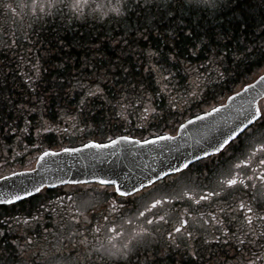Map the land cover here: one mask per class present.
Instances as JSON below:
<instances>
[{"label": "trees", "instance_id": "obj_1", "mask_svg": "<svg viewBox=\"0 0 264 264\" xmlns=\"http://www.w3.org/2000/svg\"><path fill=\"white\" fill-rule=\"evenodd\" d=\"M16 1L0 0L1 174L31 167L44 149L148 133V110L182 119L264 71V0L243 4L246 27L229 23L227 8L181 14L177 0H137L124 16L72 20L57 13L22 35L12 16ZM37 199L0 206V263L4 255L20 260L19 225L8 218Z\"/></svg>", "mask_w": 264, "mask_h": 264}, {"label": "snow or ice", "instance_id": "obj_2", "mask_svg": "<svg viewBox=\"0 0 264 264\" xmlns=\"http://www.w3.org/2000/svg\"><path fill=\"white\" fill-rule=\"evenodd\" d=\"M78 2L79 0H77L75 7H78ZM177 2L181 14L189 13L194 15L196 12L204 10L219 12L221 8H227L233 13L229 23L232 20H239L240 27L247 26L243 20L239 19L248 15L243 7V4L247 0H226L223 4H221V0H177ZM59 3H63V0H45L44 3L38 6L41 12H44L45 8H47L50 11L46 14L52 15V10H55ZM32 5L33 7H37V0H32ZM145 6H147V0ZM135 7L141 8L142 6L137 3ZM176 10L174 7L171 8L169 15ZM111 11L117 15H122L119 3ZM244 59H247V55ZM259 62L264 63V54L261 55ZM256 83L264 84V75L259 76ZM141 86L143 87V85ZM254 87L255 84H246L242 88V91L247 93ZM236 95H239V93H236ZM260 97H264V88L258 89L256 95L247 99L245 104L237 106L233 110L235 115L231 116L223 125H218L213 121L208 126L209 131L215 132L219 130L218 135H212L208 138L205 146L199 149V154L193 152L189 154L190 158L186 157L179 164H168L167 167L169 170L161 169L158 174L144 176L141 179L135 180L134 183H125L115 173L113 175H116V179H94V182L99 185L100 191L98 194L103 198V203L109 202L110 193L108 189H111V193H114V198H112L111 204L109 205L110 211L118 213L126 224H137V228L132 229V233L128 237V242L120 247L113 242V238L123 237L125 235L123 225H119L116 228H107V232L110 234L108 242L111 247L105 248L104 251L109 256H117L130 261L132 241L137 237L147 234V230L140 227V224L146 223L152 225L153 223V220L149 219L146 213H150L154 218L167 223L168 221L165 220L164 216L160 215L159 210L156 212L152 210L162 209L165 205L176 207L177 204L174 202H184L188 214L192 213V205L215 204L219 212L223 213L226 217L225 220L218 221V223L224 225L220 231L226 236L234 238L236 243L242 247H246L249 243H255L249 237H259L261 241H264V108L259 107L255 103ZM210 98H212L210 93L205 94L200 97V103H207ZM227 99L233 100L234 97L228 96ZM223 107H225L223 104L220 107L213 106L210 111L205 110L202 115H196L193 119L187 120L186 123L191 124L195 121H204L206 117L211 118L213 113L219 114ZM179 127L183 129L185 124L180 123ZM173 140H175V137L170 135H156L153 139L143 140H134L124 135L118 136L116 139H110L107 144L93 143L90 141L84 147L99 149L112 147L120 143L147 145L156 144L159 141ZM197 143L199 144L200 142L197 141ZM62 151L71 153L78 151V149L63 148ZM49 155H56V153L44 151L41 153L40 158L42 159ZM205 159H207L206 163L203 162ZM193 162H197L195 167H190ZM201 168L204 169L203 172H201ZM152 171L153 173L156 172L155 169ZM185 171L188 174H193L190 176V179L194 187L189 188L185 185L183 190L177 191L172 186L179 182L178 179L173 178L169 183L167 178L174 173H179L181 176H184ZM0 179L6 178L0 177ZM156 181H162L161 187L158 189L160 193L159 198L153 197L151 204L144 205L143 210H140L138 204L139 199L143 198L142 189H146L149 186L155 188ZM61 183L65 182L61 181ZM67 183L86 184L87 182L69 181ZM195 187H199L201 191H195ZM169 188L172 190L168 191ZM33 191L38 193L41 191V188L33 186ZM20 192H23L25 197L33 194L28 189H20L16 193H3L0 194V203L12 204L15 201L21 200ZM115 197L124 199L117 203ZM229 214L231 215L229 216ZM104 219H108L107 215L104 216ZM177 223L179 225L178 227L172 225V232L182 236L184 234L182 232L183 229L187 231L189 237L195 238L192 231H188L186 228L188 224L186 219L181 218ZM232 224L237 226L239 235H237V232L231 231ZM94 231L99 233L100 226H96ZM172 232H169L170 236ZM241 236L245 237V239H241ZM81 243L87 246L85 241H81ZM260 246L262 249L261 253L256 255L254 260L248 261L247 264H255V260L264 261V243ZM101 248H104V246L101 245L96 251L99 252ZM192 259L193 261L196 259L195 253L192 254Z\"/></svg>", "mask_w": 264, "mask_h": 264}, {"label": "flooded vegetation", "instance_id": "obj_3", "mask_svg": "<svg viewBox=\"0 0 264 264\" xmlns=\"http://www.w3.org/2000/svg\"><path fill=\"white\" fill-rule=\"evenodd\" d=\"M264 72V71H263ZM218 105V104H217ZM216 106V105H214ZM258 106L264 108V97L258 101ZM213 107V106H212ZM211 108V107H210ZM160 111L148 110V115H153L152 119L148 118V133L143 131L135 133L122 132L116 135H110L102 140H95L97 142H107L116 136L127 135L132 139L143 140L154 138L156 135H170L176 136L180 123H184L190 118H194L204 112V110H198L184 116L182 119L178 117L171 118H157ZM214 159V158H213ZM207 162V159L203 161ZM197 162H193L190 167H195ZM204 169L201 168V172ZM5 174V173H4ZM0 175H2L0 173ZM185 171V175L181 176L179 173H174L167 178L170 183L173 178L178 179V183L173 185L177 191L183 190L185 185L189 188L194 187L190 176ZM162 181H156V187L149 186L146 189H142L143 198L139 199L138 207L143 210L144 205H150L152 198H159L158 189L161 187ZM97 188L100 190L99 185L95 183L78 184V185H62L51 189L43 188L40 192L29 197H37V201L34 202V206L15 207L17 212L11 214L8 218L17 219L19 221V232L21 236V243L17 247L20 253L19 257H24L26 251L32 252L31 256L40 258V245L43 243L42 231L44 230L47 241L52 239V236L56 238L54 234L55 230L59 228L68 229L67 222H72V228L80 235V242L83 240V231L85 227L89 225L91 218L94 216L97 218V223L106 227L109 221H112L119 217L118 213L110 211L109 205L111 204L114 193H111V189H108L109 202L103 203L102 200L98 201L94 205V208L87 210L83 215L81 209L76 205V199L81 194V189ZM172 189L169 188L168 191ZM195 191L200 192L199 187H195ZM85 191H82V193ZM29 198L24 199L27 201ZM117 203L121 202L124 198L115 197ZM19 203V202H18ZM176 207L163 206L162 209H153V212L159 210L160 215L165 217L167 223L154 218L150 213H146L149 219L153 220L152 225L143 223V227L147 230L145 235L144 248L134 250V253L130 254V261L121 259L120 264H247L248 261L254 260L256 255H259L262 251L261 241L259 237H249L255 241V243H249L246 247H242L234 238L226 236L220 229L224 226L218 223L220 220H225L226 217L223 213L219 212L218 207L215 204H201L192 205V213L186 212V205L184 202H174ZM43 205V206H41ZM107 215L108 219L105 220L104 216ZM231 214H229L230 216ZM86 216L87 220L84 219ZM195 217V219H193ZM215 217V219H214ZM186 219L188 224L186 228L188 231H192L194 239L189 237L187 231L182 229L184 233L182 236L175 232H172V225L179 226L177 221L179 219ZM9 220V222H10ZM207 221V223H205ZM49 222L52 224L48 225ZM55 223V227H54ZM62 225V226H60ZM93 228V226H92ZM48 231V233H47ZM231 231L237 232V226L231 225ZM169 232H172L171 236ZM239 235V232H237ZM241 239L245 237L241 236ZM63 245H66L65 239L62 240ZM18 245V244H17ZM179 245V246H177ZM195 253L196 259L193 261L192 254ZM84 258L87 255H82ZM8 255L3 256V260L7 262ZM86 259V258H85ZM35 262V260H33ZM100 264L102 262L98 261ZM107 264V263H106ZM255 264H264L262 260H255Z\"/></svg>", "mask_w": 264, "mask_h": 264}, {"label": "water", "instance_id": "obj_4", "mask_svg": "<svg viewBox=\"0 0 264 264\" xmlns=\"http://www.w3.org/2000/svg\"><path fill=\"white\" fill-rule=\"evenodd\" d=\"M261 75H264V73ZM259 76L248 83L255 84L250 92L242 91L243 86L238 91L230 94L229 96H233L234 99L228 100L227 97L223 103L225 107L221 109L219 114L213 113L211 118L206 117L204 121H195L191 124L184 122L185 127L183 129L178 128L173 141H159L156 144L147 145L120 143L112 147L99 149L84 147L90 142L88 141L78 146L65 147L78 149V151L71 153L63 152V148L60 150H45L54 152L56 155L45 156L41 159V152L32 168L1 176L6 179H0V194L16 193L20 189H28L34 195L37 192L33 191V186L41 189H51L71 184L67 183L69 181L95 183V178L116 179V175H113V173L117 174L125 183H134L135 180L144 176L158 174L161 169L169 170L168 164H179L193 152L199 154V149L205 146L206 140L212 135H218L219 130L209 131L208 126L213 121L218 125H223L231 116L235 115L233 110L237 106L245 104L247 99L256 95L258 89L264 88V84L256 83ZM236 93H239V95H236ZM261 98H258L255 103L258 104ZM216 107H220V105ZM197 141L200 143L198 144ZM108 142L99 144H107ZM153 169L156 170L155 173H153ZM61 181L65 183H61ZM20 195L22 199L30 197H25L23 192H20ZM0 205L10 204L0 203Z\"/></svg>", "mask_w": 264, "mask_h": 264}, {"label": "rangeland", "instance_id": "obj_5", "mask_svg": "<svg viewBox=\"0 0 264 264\" xmlns=\"http://www.w3.org/2000/svg\"><path fill=\"white\" fill-rule=\"evenodd\" d=\"M135 1L137 0H79L78 7H75L77 0H63V3L57 4V8L52 10V15L63 13L66 17L72 20H81L88 16H95L98 19L111 17L117 18L124 16L129 9L130 4ZM169 1L171 0H147V4H151L153 2L166 4ZM44 2L45 0H37V7H33L32 0H19L15 2L16 9L12 16L16 24V33L18 35H22L27 29L29 30L30 28L39 26L40 23L46 19V16H50L46 14L50 11L49 9L45 8L44 12L40 11L38 5ZM141 2L146 3V0H141ZM225 2L226 0H221V4ZM118 3L121 7L122 15H117L111 11V9L116 7ZM80 191L81 194H79L76 199V205L74 204L75 207L77 206L79 209H81L80 215H83V213H85L87 210L94 208V205L97 204L99 200L101 201L103 199L98 194L100 190L97 188H80ZM82 191L85 192L82 193ZM89 218H91L89 225L85 227L83 235H81V237L83 236L82 241H85L87 246H85L84 243H81L80 240H77L80 238V235L77 234V231L72 228V222L69 221L66 223L68 225L67 230L64 228H59L54 232V234L57 235L56 238L53 235V240H43V243L40 245L39 260L36 259V257L31 256L32 252L27 253L26 251V255L24 257H20V260L18 261H4L0 264H100L98 261L102 262L103 264H120L119 261L124 258L109 256L107 252L104 251L105 248L111 247L108 242V237L110 234L107 232V228H116L119 225H123L125 235L123 237L113 238V242L116 243L118 247H120L124 243L128 242V237L131 235L132 229L137 228V224H126L124 223V219L119 216L116 219L109 221L108 224H106V227H104L97 223L96 217L89 216ZM84 219L87 220L86 216ZM19 221L21 220H10L11 224L14 225H19ZM96 226H100L99 233L94 231ZM143 226L144 225L140 224V227ZM10 229L11 226L9 227V233ZM63 239H65L66 245H63ZM20 243L21 240L16 242V248ZM144 243L145 235L137 237L135 240H133L131 245V254L134 253V250L144 248ZM101 245H103L104 248H101V250L97 252L96 249L100 248ZM82 255H87L85 257L86 259ZM33 260H35V262Z\"/></svg>", "mask_w": 264, "mask_h": 264}]
</instances>
